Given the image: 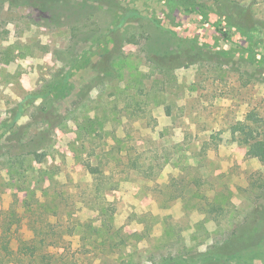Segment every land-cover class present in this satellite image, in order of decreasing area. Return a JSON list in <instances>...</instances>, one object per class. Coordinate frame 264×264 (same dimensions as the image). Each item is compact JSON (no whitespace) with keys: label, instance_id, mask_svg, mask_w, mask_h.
<instances>
[{"label":"rangeland","instance_id":"374dc122","mask_svg":"<svg viewBox=\"0 0 264 264\" xmlns=\"http://www.w3.org/2000/svg\"><path fill=\"white\" fill-rule=\"evenodd\" d=\"M260 133L264 0H0L6 264H201L263 198Z\"/></svg>","mask_w":264,"mask_h":264},{"label":"trees","instance_id":"16d2710c","mask_svg":"<svg viewBox=\"0 0 264 264\" xmlns=\"http://www.w3.org/2000/svg\"><path fill=\"white\" fill-rule=\"evenodd\" d=\"M41 9H43V7ZM140 16L141 12L138 9L125 8L120 17L119 26L129 23L133 20H137L138 18H140ZM187 58H190V56H187ZM177 61L178 65H183L180 59H177ZM41 96V93H36L28 96L27 98L31 99L30 102L32 103V100L37 99ZM19 117L20 116L18 114V116L14 118V121ZM260 134L262 136V139H253V143H246V145L248 146L249 156L257 158L260 161L264 162V134ZM248 220V223L250 224L242 232L236 233L233 237L224 241L221 245L212 247L205 253H200L195 257V259L199 260L201 264H220L218 261L225 258L223 253L231 251L236 254L239 251V248H247L248 246H251L255 238L254 236L259 231L262 221H264V194L262 200L258 201L256 207L252 209ZM0 264H6L5 257L2 255H0Z\"/></svg>","mask_w":264,"mask_h":264}]
</instances>
